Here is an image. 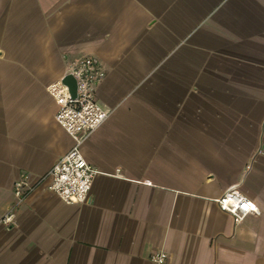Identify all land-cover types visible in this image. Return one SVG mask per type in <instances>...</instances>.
<instances>
[{
  "label": "crops",
  "instance_id": "obj_1",
  "mask_svg": "<svg viewBox=\"0 0 264 264\" xmlns=\"http://www.w3.org/2000/svg\"><path fill=\"white\" fill-rule=\"evenodd\" d=\"M84 54L111 110L82 145L98 173L85 202L37 187L0 264H264V0H0V219L72 146L48 86ZM232 188L259 212L235 222Z\"/></svg>",
  "mask_w": 264,
  "mask_h": 264
},
{
  "label": "built area",
  "instance_id": "obj_2",
  "mask_svg": "<svg viewBox=\"0 0 264 264\" xmlns=\"http://www.w3.org/2000/svg\"><path fill=\"white\" fill-rule=\"evenodd\" d=\"M72 76L76 90L72 92L65 82ZM103 77V65L94 54H84L67 63L64 75L48 86L49 94L56 100L58 123L72 138V146L43 175L33 177L22 172L14 182L15 200L0 219L7 226L16 224L19 207L41 184L48 181V188L67 203L85 202L98 170L85 158L82 145L91 134L101 126L111 114L97 100V86ZM220 207L240 222L249 213H258V205L237 188L227 190L217 198ZM168 258L166 251H154L151 260L164 263Z\"/></svg>",
  "mask_w": 264,
  "mask_h": 264
},
{
  "label": "water",
  "instance_id": "obj_3",
  "mask_svg": "<svg viewBox=\"0 0 264 264\" xmlns=\"http://www.w3.org/2000/svg\"><path fill=\"white\" fill-rule=\"evenodd\" d=\"M66 77H67V76H66ZM66 77H65V79H64V80H65V82H66ZM70 77H72V76H70ZM72 78H73V77H72ZM73 79H74V78H73ZM66 83H67V82H66ZM67 84H68V83H67ZM68 85H69V84H68ZM69 86H70V85H69ZM70 88H71V87H70ZM71 90H72V89H71Z\"/></svg>",
  "mask_w": 264,
  "mask_h": 264
}]
</instances>
